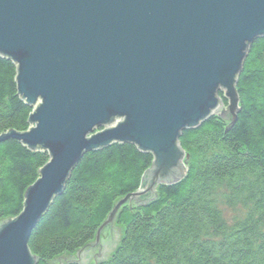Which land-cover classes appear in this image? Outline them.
I'll list each match as a JSON object with an SVG mask.
<instances>
[{
    "label": "water",
    "instance_id": "water-1",
    "mask_svg": "<svg viewBox=\"0 0 264 264\" xmlns=\"http://www.w3.org/2000/svg\"><path fill=\"white\" fill-rule=\"evenodd\" d=\"M261 38L264 0H0V56L16 66L17 93L32 108L29 129L0 143L50 155L20 214L0 220V264H37L29 237L73 168L86 153L132 143L153 158L139 189L115 203L78 260L58 257L106 260L120 207L186 176L182 133L212 116L236 121L238 76Z\"/></svg>",
    "mask_w": 264,
    "mask_h": 264
},
{
    "label": "trees",
    "instance_id": "trees-1",
    "mask_svg": "<svg viewBox=\"0 0 264 264\" xmlns=\"http://www.w3.org/2000/svg\"><path fill=\"white\" fill-rule=\"evenodd\" d=\"M15 77L16 66L0 56V135L29 127L32 108ZM236 91V121L212 116L182 133L186 176L158 185L148 203L123 206L116 216L121 241L96 264H264V38L250 47ZM48 158L15 140L0 143V220L21 212ZM152 159L132 143L86 153L29 237L37 264H60L58 257L92 242L115 203L138 189Z\"/></svg>",
    "mask_w": 264,
    "mask_h": 264
},
{
    "label": "bare ground",
    "instance_id": "bare-ground-1",
    "mask_svg": "<svg viewBox=\"0 0 264 264\" xmlns=\"http://www.w3.org/2000/svg\"><path fill=\"white\" fill-rule=\"evenodd\" d=\"M8 60H10V59H8ZM10 61H11V60H10ZM221 90H222L221 92L223 93V92H224L223 89H221ZM220 97H221V96H220ZM221 103H222V102H221ZM215 113H219V111H216ZM28 118H29V117H28ZM28 124H29V123H28ZM32 126H34V125H32ZM29 127H30V124H29ZM29 127H28V129H29ZM28 129H27V130H28ZM27 130H26V131H27ZM30 151H32V150H30ZM36 151L46 152L47 155H48V157H49V158H48V161L50 160V155H49V153H48L47 151H44V150H35V151H32V152L34 153V152H36ZM48 161H47V162H48ZM47 162H46V163H47ZM46 163H45V164H46ZM45 164H44V165H45ZM44 165H43V166H44ZM43 166H42V167H43ZM42 167H41V168H42ZM75 167H76V166H75ZM75 167H74V168H75ZM41 168H40V169H41ZM74 168H73V169H74ZM186 168H187V163H186ZM72 171H73V170H72ZM72 171H71V172H72ZM70 174H71V173H70ZM38 178H39V172H38V177H37V179H38ZM37 179H36V180H37ZM157 186H158V185H157ZM64 187H65V186H64ZM139 187H140V186H139ZM139 187H138V189H139ZM138 189H137V190H138ZM26 190H27V189H26ZM63 190H64V189H63ZM137 190H136V191H137ZM136 191H135V192H136ZM25 192H26V191H25ZM62 192H63V191H62ZM24 194H25V193H24ZM61 194H62V193H61ZM122 198H124V197H122ZM122 198H121V199H122ZM138 205H140V204H138ZM141 205H142V204H141ZM123 206H129V203H126V204L123 205ZM123 206H121L120 209H121ZM131 208H133V207H131ZM21 211H22V210H21ZM111 211H112V210H111ZM111 211H110V212H111ZM118 213H119V212H118ZM19 214H20V213H19ZM19 214H18V215H19ZM18 215H17V216H18ZM108 215H109V214H108ZM17 216H15V217H11L10 219H14V218H16ZM116 216H117V215H116ZM4 219H6V218H4ZM4 219H1V221L4 220ZM106 219H107V217H106ZM106 219H105V220H106ZM105 220H104V222H105ZM104 222H103V223H104ZM99 227H100V226H99ZM113 227H117L119 230H121V232H122L121 235H123V233H124V227H123L122 225L116 224V217H115V219H114ZM121 237H122V236H121ZM115 249H116V248H115ZM75 253H76V252H74L73 254H70V255H72L73 257H75V258H71V259H73V260H78V257L75 255ZM31 254H32V253H31ZM32 255H33V254H32ZM60 257H61V256H60ZM91 263L93 264V262H91ZM91 263H90V264H91ZM67 264H71V263H67ZM75 264H76V263H75Z\"/></svg>",
    "mask_w": 264,
    "mask_h": 264
},
{
    "label": "rangeland",
    "instance_id": "rangeland-1",
    "mask_svg": "<svg viewBox=\"0 0 264 264\" xmlns=\"http://www.w3.org/2000/svg\"><path fill=\"white\" fill-rule=\"evenodd\" d=\"M220 96H222V93H220ZM222 100H223L222 101L223 102V109H225L227 107L228 100L223 99V98H222ZM226 212H229V210L227 209ZM119 234H120V239H121V236H122L121 235L122 234L121 230H119ZM120 239H119V241H116L117 244H116L115 248H117V246L119 245ZM115 248H113V250L108 253V255H107L108 257L112 254V252L115 250Z\"/></svg>",
    "mask_w": 264,
    "mask_h": 264
},
{
    "label": "crops",
    "instance_id": "crops-1",
    "mask_svg": "<svg viewBox=\"0 0 264 264\" xmlns=\"http://www.w3.org/2000/svg\"><path fill=\"white\" fill-rule=\"evenodd\" d=\"M91 262V261H90Z\"/></svg>",
    "mask_w": 264,
    "mask_h": 264
}]
</instances>
